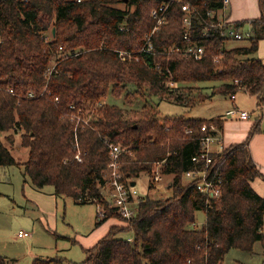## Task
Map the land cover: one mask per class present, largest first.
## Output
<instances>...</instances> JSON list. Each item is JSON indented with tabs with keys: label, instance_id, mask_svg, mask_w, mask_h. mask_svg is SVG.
Segmentation results:
<instances>
[{
	"label": "trees",
	"instance_id": "16d2710c",
	"mask_svg": "<svg viewBox=\"0 0 264 264\" xmlns=\"http://www.w3.org/2000/svg\"><path fill=\"white\" fill-rule=\"evenodd\" d=\"M167 3L0 0V166L21 164L37 190L49 185L55 196L100 204L103 215L96 213L95 226L109 218L127 224L112 223L85 250L83 264H221L230 249L251 252L256 242L264 264V195L250 185L255 178L264 181L249 148L260 118L246 140L212 148L209 173L219 180L221 194L210 197L194 181L185 182L184 173L204 166L192 157L199 154L202 136L222 132L223 115L161 117L152 102L154 97L192 107L239 91L262 101L264 64L255 55L264 40V0H258L257 18L231 24L247 25L251 33L243 38L246 45L231 48L225 43L233 38L217 24L223 0L171 1L164 22L151 33L156 25L151 9ZM186 13L188 26L182 21ZM149 34L151 50H141ZM189 45H201L203 54H187ZM120 51L132 55L122 59ZM28 92L35 96L25 99ZM107 96L122 98V106L105 103ZM14 136L28 151L21 163L2 141L11 146ZM111 144L129 150L119 157L125 183L148 178L147 191L129 218L111 206L104 187ZM157 163L160 174L171 176L169 194L161 197L150 195L156 190ZM198 211L205 215L200 227L195 225ZM6 263L0 256V264ZM33 264L60 260L35 259Z\"/></svg>",
	"mask_w": 264,
	"mask_h": 264
},
{
	"label": "rangeland",
	"instance_id": "374dc122",
	"mask_svg": "<svg viewBox=\"0 0 264 264\" xmlns=\"http://www.w3.org/2000/svg\"><path fill=\"white\" fill-rule=\"evenodd\" d=\"M219 15H222L221 11ZM243 28H247V25ZM247 43L246 39H229L226 41L225 47L231 48ZM255 56L261 58L258 52ZM213 84L216 83H200L201 86ZM263 100L261 103H256L255 97L244 91H239L236 93L235 99L218 94L192 107L181 106L165 100L158 101L154 97L152 102L158 103L157 110L161 117L168 115L208 119L223 115V129L222 132L218 131L216 136L223 137L225 146L246 140L252 124L257 118H260L259 131L251 135L249 148L251 155L253 153V161L261 168L258 162L264 161V114L258 116L260 111L256 109V106L264 104ZM104 102L122 106V98L107 96ZM133 106L138 107V104H133ZM232 107L251 112V115L247 120L232 119L226 116V111ZM13 139L14 143L11 146L4 138L2 141L11 147V153L17 162H24L27 159L28 151L25 147L19 146L18 136H14ZM216 146H218L216 142L212 143L211 149ZM157 167L156 164L155 168ZM169 178L171 176L165 174H161V179L158 181L152 178L156 182V190L151 191L150 195L155 197L168 195L166 185ZM147 179L145 175H141L135 181V188L139 196L145 195L147 191ZM184 181L189 180L184 178ZM51 188L46 185L41 190H37L25 176L21 164L8 167L0 166V256L10 259H7V264H33L34 257L59 259L60 264H80L84 258L85 244L91 242L94 244L97 239L93 240V238L101 232H107L112 223L127 225L115 218H109L93 228L96 203L77 204L70 198L64 200L60 197L55 198L50 194ZM204 220V213L196 212L195 225L200 227ZM18 230L29 233V236L24 239L16 238ZM56 234L64 236L66 239L56 238ZM261 261V245L256 242L251 252L230 249L221 264H260Z\"/></svg>",
	"mask_w": 264,
	"mask_h": 264
},
{
	"label": "built area",
	"instance_id": "2783aa9c",
	"mask_svg": "<svg viewBox=\"0 0 264 264\" xmlns=\"http://www.w3.org/2000/svg\"><path fill=\"white\" fill-rule=\"evenodd\" d=\"M77 2H82L84 0H76ZM171 1H179V0H169ZM228 0H223V6L221 8V12L225 11V7ZM160 6L158 8H154L150 11V14L153 19H155L156 25L153 27L151 33L157 30L158 26H160L164 22V12L166 11L167 5ZM181 9L183 11H189V6L187 4H182ZM183 24L188 26L190 23L189 14L186 13L182 18ZM233 22L229 21L225 15H219L217 24L223 28V35L226 37H230L233 39H243L251 37V33L247 28H235L231 24ZM149 34L146 37L145 46L141 50L150 51L151 43L149 41ZM184 38L187 39V36L184 35ZM185 51L189 55H194L196 57H200L203 54L204 48L201 45H189L185 48ZM132 54L120 51L119 56L124 59L126 57H130ZM7 91L13 95L15 93L11 88H8ZM35 96L34 92H28L25 95V99H31ZM232 99H235V96H231ZM264 101V100H263ZM261 103L262 101H256V103ZM256 109L260 111L259 115L264 114V104H258ZM251 112L241 110L238 107L229 108L226 111V116L232 119H240L246 120L250 117ZM80 117H77V123L80 122ZM211 130H215L213 126L210 127ZM201 131H206V125L201 126ZM190 133L189 130L186 131ZM219 138V139H218ZM216 142L218 146H222L221 138L216 135H206L200 138V151L199 154L192 157V161L197 163L200 160H203L204 166L200 169L188 170L184 173V177L191 182H195L196 188L201 193L207 194L210 197H218L221 194L219 187V180L216 182L210 177L208 164L211 162L209 158V154L212 151L211 144ZM129 153V150L121 147L120 145H109V162H108V182L105 184V188L108 190V202L113 206L123 217L129 218L133 214V205L136 204L137 198L139 197L138 192L134 186H131L125 183L121 178L120 173V161L119 157L123 153ZM75 159L80 161L79 152L77 151L75 155ZM157 165H159L157 163ZM153 179L158 181L161 179V174L158 171V167L155 169ZM97 214L101 217L103 215L102 206L100 204H96ZM17 235L20 237L27 236L28 233L22 230L17 232ZM130 240V238H128Z\"/></svg>",
	"mask_w": 264,
	"mask_h": 264
},
{
	"label": "crops",
	"instance_id": "0c3cea01",
	"mask_svg": "<svg viewBox=\"0 0 264 264\" xmlns=\"http://www.w3.org/2000/svg\"><path fill=\"white\" fill-rule=\"evenodd\" d=\"M221 14L222 15H225L228 18V20L231 21V22H236V21H249L250 19L257 18L260 15L258 0H228L227 1V4H226V7H225V11L224 12H221ZM258 53H259V56L261 57V59L263 61V64H264V58H263L264 57V40L260 41V43H259ZM238 120H240V119H238ZM221 139H222V145H225V144H223V137H221ZM252 156H253V153H252ZM258 163L261 165L260 170L264 174V161L261 160ZM250 185H251V187L258 194L264 195V181L261 178H255L254 180H252L250 182ZM50 194L52 196H54L55 198L60 197L62 200L65 199L64 196H55L53 194V189L51 190V193ZM96 213H97V207H96ZM95 220H96V214L94 216V222H95ZM94 222H93V228L95 226L94 225ZM18 231H20V230H18ZM105 233L106 232H101V234H99L96 237H94L93 240H96L97 239V241H98V238L101 237V236H103ZM15 236L18 239H24V238H27L29 236V233H28L27 236H24V237L18 236L17 233H16ZM56 238L66 239V238H64V236H59L58 234H56ZM72 243H74V242H72ZM92 243L93 242L88 243V244H85L86 248L83 249L84 258L80 262V264H83V261L86 258V252H85V250L91 248L95 244V243L94 244H92ZM5 259L6 260L7 259L10 260L9 258H6V257H5ZM35 259H44V258H36V257H34L33 261ZM45 259H47V258H45ZM8 260H7V262H8Z\"/></svg>",
	"mask_w": 264,
	"mask_h": 264
},
{
	"label": "water",
	"instance_id": "95a60500",
	"mask_svg": "<svg viewBox=\"0 0 264 264\" xmlns=\"http://www.w3.org/2000/svg\"><path fill=\"white\" fill-rule=\"evenodd\" d=\"M51 31H52V33H53L54 29L52 28ZM130 185H131V186H134V185H135V181H131V182H130Z\"/></svg>",
	"mask_w": 264,
	"mask_h": 264
}]
</instances>
